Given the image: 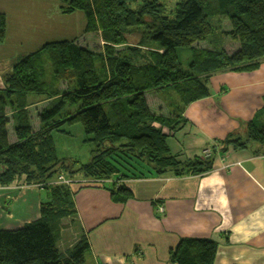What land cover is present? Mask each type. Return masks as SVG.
<instances>
[{
  "label": "trees",
  "instance_id": "16d2710c",
  "mask_svg": "<svg viewBox=\"0 0 264 264\" xmlns=\"http://www.w3.org/2000/svg\"><path fill=\"white\" fill-rule=\"evenodd\" d=\"M60 1L63 14L85 13L86 32L100 34L107 59L97 68L98 54L63 41L47 44L14 65L5 76L6 88L0 90V187L52 180L65 161L58 158L53 134L74 124H80L94 144L92 161L79 169L93 184L118 177L171 172L186 177L213 170L215 154L181 162L171 154L168 141L183 130L180 119L186 107L209 96L207 81L213 73L252 71L264 61V0H179L171 12L160 0ZM223 19L229 21L230 30L222 35L239 43V50L229 54L223 48H197L217 29L223 30ZM132 29L142 30L136 44L127 42ZM6 38L7 18L0 13V45ZM150 43L163 52L144 51ZM116 46L124 48L116 51ZM180 47L192 50L188 68L178 57ZM46 63L51 65V77ZM61 81L74 87L60 90ZM169 87L177 89L181 102L172 117L154 115L146 93ZM30 95L53 99L39 114L38 131L33 130L27 110ZM67 107L75 110L66 113ZM8 109L14 111V144L9 142ZM245 128L244 137L233 134L219 142L221 153L232 147L264 154V123L252 121ZM44 188L49 201L41 203L40 219L15 230L0 229V264H86L90 247L86 236L67 254L57 248L61 227L77 216L69 186ZM112 195L121 202L132 197L124 185L113 189ZM218 247L213 239L182 238L170 250V261L214 264Z\"/></svg>",
  "mask_w": 264,
  "mask_h": 264
},
{
  "label": "crops",
  "instance_id": "0c3cea01",
  "mask_svg": "<svg viewBox=\"0 0 264 264\" xmlns=\"http://www.w3.org/2000/svg\"><path fill=\"white\" fill-rule=\"evenodd\" d=\"M60 7V0H0V13L7 18L6 42L0 45V90L23 56L47 44L76 40L89 48L85 13L67 15ZM92 34L103 44L100 35ZM234 43L236 52L240 46ZM207 84L209 96L186 107L180 119L183 130L168 142L171 154L181 162L203 160V150L211 148L213 170L186 177L172 172L118 177L98 184L85 176L72 177L69 189L77 216L62 229L57 248L63 254L86 236L90 245L86 264H173L170 250L180 239L207 238L219 245L214 264H264V154L232 147L223 154L219 145L233 134L244 137L245 126L252 121L264 123V61L252 71L213 73ZM150 92L146 99L151 112L172 117L174 111L164 104L155 105L156 111L152 108ZM29 100L32 104L35 98ZM52 101H41L47 103L43 108L37 102L28 105L34 131L41 128L39 114ZM13 114L8 109L10 144L17 142L11 136ZM122 185L132 193L126 202L112 195ZM46 201L47 191L39 186L0 187V229L15 230L40 219L41 203Z\"/></svg>",
  "mask_w": 264,
  "mask_h": 264
},
{
  "label": "rangeland",
  "instance_id": "374dc122",
  "mask_svg": "<svg viewBox=\"0 0 264 264\" xmlns=\"http://www.w3.org/2000/svg\"><path fill=\"white\" fill-rule=\"evenodd\" d=\"M160 1L166 5V8L168 10L167 12H171L175 6V3L178 2L179 0H160ZM220 24H221V27L223 29V30L221 29L222 31H219V29H217V32H215L214 34H212L210 36L209 41L198 44V45H196V47L209 49V50H214V49L219 50V49L223 48L229 54H233V52L237 48L236 43H234L229 38H225L222 35V32H226V31L230 30L229 21L223 19L222 21H220ZM141 31H142L141 29L140 30L132 29V31H129L127 36H126L127 42L129 44H136V43L140 42ZM97 34L100 35L99 33H97ZM91 36L93 37L92 33H90L89 48L87 46H84V47L88 48L94 54L99 55L101 61L98 59L96 61V66H97V68H100L103 65V62H106V59H107V57H106L107 51L105 48V43L103 42V44H101L100 39L98 40V38H91ZM101 40H102V37H101ZM71 42H73V43H75L81 47L83 46L76 40H72ZM149 46L150 47H145L144 51L147 52V51L153 50V51H158L159 53L163 52V50L159 49L158 46H155L153 43H150ZM123 48L124 47H121V46L120 47H117V46L114 47V49L116 51L122 50ZM177 54H178V57L180 59V62L183 65V67L188 68V65L193 61L192 50L189 48H186V47H180L177 49ZM45 66L47 68L48 75H49V72L51 74L50 63H46ZM73 87H74V84L72 82H67V84H66L63 81H61L58 84V88L60 90L61 89L66 90L67 88L72 89ZM30 96L35 98L34 103L35 102L39 103L37 106L42 105L41 107L43 108L47 104V103H45V104L41 103V101H47L48 100V99H45L43 96H37V95H30ZM30 96H29V98H30ZM148 100L151 101L152 108L155 111L157 110L155 105L158 106V104H164L167 110H170L171 112H173L175 110V108L177 107V105H179V101L181 100V96H180V94L176 88L169 87V88L164 89V90L150 92L148 94ZM28 102H30L29 99H28ZM34 103H32V104H34ZM32 104L29 103V106ZM37 106H35L31 109L33 116L35 115L34 113L36 112ZM66 110H67L66 113L71 112V111L73 112V110H75V108L71 109V107H67ZM38 123H39V120H38ZM36 124H37L36 119H34V117H33V125H36ZM13 126H14V124H13ZM9 130H11V128ZM11 136H12V138L16 137V135H14L13 133L11 134ZM53 137H54V142H55V147H56L58 158L61 160H65V161H64V167L61 168V171L54 173L52 180H49V181L53 182L55 180H58V176H57L58 174L57 173H60V174L63 173V175H65L67 177V179H71L72 177H77V176H84L81 173V171H79V169H81V167L83 165H87L92 161V157H93L92 150L94 148V144H93V142L89 141L90 139L85 134L83 127L80 124L66 125L64 127L63 132H55L53 134ZM49 181H47L48 186L50 185ZM88 183H91V182L83 181L82 184H88ZM44 184L45 183L34 184V185L37 187L39 186L41 189L45 190L44 186H46V185H44ZM53 185H55V184H53ZM65 186H67V185H65ZM161 209L162 208H160V211L162 212L163 209L162 210ZM72 221H74V220H72ZM71 223L72 222L70 221V219H69V221H66L64 223L63 227H61V229H60L61 232H62V229L69 228Z\"/></svg>",
  "mask_w": 264,
  "mask_h": 264
},
{
  "label": "built area",
  "instance_id": "2783aa9c",
  "mask_svg": "<svg viewBox=\"0 0 264 264\" xmlns=\"http://www.w3.org/2000/svg\"><path fill=\"white\" fill-rule=\"evenodd\" d=\"M212 153H213V150L211 148H206L202 152L203 158L206 159V158L211 157ZM57 176H58V180H55L53 182L49 181L50 185L55 184V185H67V186H70L73 183V181L71 179H67V177L65 175H63V173L62 174L58 173ZM44 185H48L47 182Z\"/></svg>",
  "mask_w": 264,
  "mask_h": 264
}]
</instances>
